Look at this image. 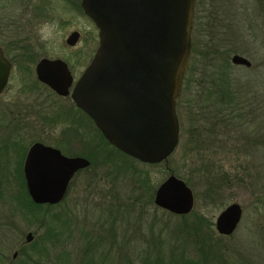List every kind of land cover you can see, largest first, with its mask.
Listing matches in <instances>:
<instances>
[{
  "label": "rangeland",
  "instance_id": "374dc122",
  "mask_svg": "<svg viewBox=\"0 0 264 264\" xmlns=\"http://www.w3.org/2000/svg\"><path fill=\"white\" fill-rule=\"evenodd\" d=\"M198 1L202 4L195 6V13L201 16V28L204 29L205 35L203 38L208 41L211 50L216 52V57H226L229 61L232 53H238L250 61L249 68L231 64L230 61L228 63L240 93L245 94L247 100L250 99L249 96L258 99L262 106L260 116L263 115L264 0ZM25 2V0H0V36L20 39L29 36L38 57L39 55L62 57L66 62L65 58L72 62L74 52L82 45H87V39L83 38L80 43L71 47L67 46L64 39L72 30H77L84 37H87L89 33L92 34L97 43L95 26L67 1L33 0L35 6L47 9L49 18L51 13L53 19L46 21V18H42L31 26L25 21L26 18L22 13ZM235 11L248 14L249 17L241 19L233 15ZM252 16L255 27L249 28L248 22L252 21ZM207 68L205 67L202 71L205 73V79H203L206 83L213 77L211 69L207 70ZM20 73L19 70L12 69L9 83L0 94V137H10L25 149L32 140L41 139L53 143L61 135H68L71 138L73 132L67 129L68 122L63 121L64 119L58 114L64 103L28 102L32 96L25 93L23 86L26 84V77ZM192 93L193 91L190 95ZM181 97H184V93ZM179 114L178 117L182 120L181 127L187 128L194 125L195 122L188 123L185 110L180 111ZM257 114L258 112L256 116H259ZM260 116L247 123L248 129H251L252 123L254 124L256 135L258 122L262 118ZM249 118L246 117V119ZM201 136L200 147L191 151L188 149L191 144H187L185 133L182 138L180 135L177 146L167 162L146 167L149 176L148 184L155 189L157 184L170 174L167 166L169 165L193 193L192 215L202 216L211 223L210 234L213 235L211 241L215 246L213 253L223 254L222 251L231 253L229 255L232 261L244 258L254 264H264V225L259 230L252 229V224L261 223V215L263 216L264 146L262 144L259 146L257 143L248 147L247 143L243 145L240 140L238 142L231 138L222 140L219 135L206 137L202 131ZM245 137L247 139V136ZM94 140L92 154H74L92 155L91 166L80 169L74 174L67 186L63 201L50 210L59 213L62 219L64 217L65 221L62 223L64 225L60 228L61 234L58 235V240L63 242L65 250L73 255L74 249L82 243L84 233L95 230L97 222L103 220L104 209L113 199L119 198L129 202L132 201L129 199L131 194H136L131 192L134 188L131 186V181H127L126 176L119 174L115 166L100 160L107 147L101 143L98 133H95ZM71 149L72 147L60 148L64 154L69 151H78ZM13 160L14 157L11 165L14 164ZM116 161L120 162V158L118 157ZM209 179L212 182L216 181V184L210 183ZM209 184L219 191L218 197L223 198L224 204L221 205L219 203L221 199L218 201V198L211 201ZM230 202H236L241 207V219L230 237L220 240L214 230V219L220 209ZM162 211L158 208L155 210L152 204L142 207L131 204L128 207L127 216L122 217V220L117 221L116 224V238L120 243L118 251L121 256H129L133 262L137 263L138 260L133 258L132 251L144 248L148 241L156 240V245L160 246L165 253L174 244L194 241L191 234L187 236L185 231H175L174 224L178 222L177 216H167L162 214ZM11 215L9 204L5 201L0 202V264L9 262L21 264L18 259L11 258L12 252H16V249L24 243L26 233L33 234L35 238L37 234L43 232L42 227L36 229L35 223H28L18 216ZM190 219L191 217H188L186 220L190 221ZM203 230H205L204 226L197 234L201 235ZM98 231L100 234L103 232L101 229ZM217 244L225 245L230 250H221ZM60 250H62L60 246L50 248L44 259L47 262H57L55 255ZM118 254L114 255L115 260ZM211 258L212 262L215 261L213 256Z\"/></svg>",
  "mask_w": 264,
  "mask_h": 264
},
{
  "label": "water",
  "instance_id": "95a60500",
  "mask_svg": "<svg viewBox=\"0 0 264 264\" xmlns=\"http://www.w3.org/2000/svg\"><path fill=\"white\" fill-rule=\"evenodd\" d=\"M80 6L97 29V46L74 83L71 99L117 150L144 164L165 162L179 140L175 105L189 59L194 0H80ZM76 39L72 31L65 42L73 45ZM230 62L249 65L237 54ZM9 69L0 52V92ZM34 71L39 81L67 93L71 77L64 61L42 58ZM88 165L82 156H65L32 143L22 163L30 200L58 203L74 174ZM152 202L171 214L185 215L192 209L193 193L170 173L155 187ZM241 214L238 203L226 204L214 219L215 232L232 234ZM31 239L26 233L24 242ZM15 255L12 252L11 258Z\"/></svg>",
  "mask_w": 264,
  "mask_h": 264
},
{
  "label": "trees",
  "instance_id": "16d2710c",
  "mask_svg": "<svg viewBox=\"0 0 264 264\" xmlns=\"http://www.w3.org/2000/svg\"><path fill=\"white\" fill-rule=\"evenodd\" d=\"M197 4H199V1ZM204 36L201 22L199 19L194 18L190 33L189 59L175 106L177 116H180V111L184 112L185 110L188 123L190 121L195 122L194 125L183 128L180 125L182 120L178 117L179 136L181 135L182 138L185 133L187 144H191L188 148L191 151L197 150L201 143L199 140L202 137L201 131L203 128L200 123L201 116L199 118L198 116L202 115V102H247L245 94L242 95L240 93L239 87L232 77V72H230L231 62L228 63L229 61L226 57H216V52L211 50L210 44L203 38ZM205 67H208L207 70L211 69V75L213 76L207 83L204 80L205 73H202ZM191 91H193L192 95H190ZM182 93H184V97H181ZM97 133L101 143L107 147L100 160L115 166L119 170V174L126 176L127 181H131V186L134 188L131 192H136V194H131L129 199L132 201L129 202L138 204L139 207L152 204L156 210L158 207L152 202L154 188L148 184L149 176L146 171L147 166L155 164H144L123 154L110 145L98 130ZM24 151V146L19 145L17 141L10 137H0V202L5 201L9 204L11 216H18L28 223H35L36 229L43 228L41 234H37L35 238L32 234V239L29 242H24L16 249V255L13 260L18 259L21 264H213V262L215 264H229V261H232L230 259L231 255H229L231 253L227 254L222 251L221 253L223 254L213 253V247L215 246H213L211 241L213 236L210 234L211 223L202 216H193L192 210L185 215H175L178 217V222L174 224V229L177 232L185 231L184 233L187 236L191 234L194 237V241L174 244L169 247L166 253L160 246L156 245V240L148 241L144 248L132 251L133 258L138 260L137 263L133 262L129 256H121L118 251L120 249L118 244L120 243H118L116 238V224L118 223L117 221L122 220V217L127 216L126 212H128V207L131 204L127 200L119 198L113 199L109 205L106 202L107 206L104 209L105 212L103 211L105 214L103 220L97 222L95 230L84 233L82 243L74 249L73 255V253L65 250L64 243L58 240V235L61 234L60 228L64 225L62 224L65 221L64 217L62 219L59 213L50 211L51 208L63 201L65 195L56 204H35L30 200L21 169V159ZM170 155L165 162H167ZM13 157L14 160L12 162L14 164L11 165ZM83 157L89 161V165L86 167L88 168L91 166L93 156L84 155ZM118 157L120 162L116 161ZM167 166L169 173H176L169 165ZM175 175L179 176L177 173ZM210 181V183L214 182L216 184V181ZM209 185L211 186L209 188L211 201L218 198V201L221 199L219 203L221 205L224 204L223 198L218 197L219 191L214 189L211 184ZM161 213L167 216L174 215L169 212L163 213V211ZM188 217H191L190 221L186 220ZM261 218V223L252 224V229L259 230L262 228L264 216L261 215ZM202 226H204L205 230L199 235L197 232L200 231ZM98 229L103 232L100 234ZM230 235H218L217 238L220 240L228 239ZM55 246H60L62 249L55 255L58 263L56 261L47 262L44 257H47L49 249ZM217 246L221 250H230L225 245L217 244ZM216 249L219 250L217 247ZM116 254H118V258L115 260L114 255ZM233 255L235 256L234 252ZM212 256L215 258L213 262ZM7 264H10V262ZM230 264L254 263L240 258Z\"/></svg>",
  "mask_w": 264,
  "mask_h": 264
},
{
  "label": "flooded vegetation",
  "instance_id": "af4514ba",
  "mask_svg": "<svg viewBox=\"0 0 264 264\" xmlns=\"http://www.w3.org/2000/svg\"><path fill=\"white\" fill-rule=\"evenodd\" d=\"M25 1H26L25 9L22 11V13H24L23 15L26 18L25 21L29 23V26L34 25L36 22L41 21L42 18H46L47 19L46 21L53 19L52 17L53 15H51V13H49L50 15L49 18L47 9L43 7L35 6L33 0H25ZM65 1H67L68 4L77 8L83 14V16L87 17L84 14L83 10L81 9L80 0L77 1L65 0ZM197 2L198 0H194L192 23L194 18L199 19V21L201 22V16H197L195 13V6L197 5ZM199 4L201 5L202 2L199 1ZM233 15L235 16L237 15L241 19H246V16L249 17L248 14H241L240 12H236V11L233 12ZM253 18L254 17L252 16V21L250 20L248 22L249 28H251L250 26H252L253 28L255 27ZM94 29L96 30V34H97V29L95 27ZM72 31L77 32V39L73 45H68L65 42L66 39L65 38L64 43L67 46L69 47L74 46L80 43V41L83 38L87 39L86 41L87 45L86 46L82 45L74 52L72 62H70L67 58H65L67 60L66 62L64 59H62V57H48L47 55H41V56L39 55L38 57L29 36H24V38L21 39L11 36H5V37L0 36V52L1 55L9 63V67H10L6 84L2 89V91L0 92V94L5 90V88L9 83L12 69L14 68L15 70H19V72L23 73L24 76L26 77L25 79L26 84L23 86V89L25 90V93H27L29 96H32L31 100H29L28 102H63L64 105L61 106L58 114H60L62 119H64L63 121L68 122L69 127L67 129L73 132L71 138L68 135L67 136L61 135L58 138H56V141L53 143L45 142L41 139L32 140L29 143V145L26 147L24 155L28 147L34 142H39L45 146L53 147L59 150V152L65 156H80L74 154H90L94 148L93 143L95 142L94 139H95V133H97L96 130L97 128L93 124L90 117L74 104L73 100L70 97V93L72 91L74 83L76 82V80L78 79V77L80 76V74L87 66L90 59L92 58L97 43L95 37L90 33L88 34V36L86 35L87 37H84L77 30H72ZM233 54L242 56L238 53H232L231 56ZM230 57H229V61H230ZM42 58L61 59L62 61L65 62L67 70L71 77V82L67 87L66 94L62 95L57 93L48 85L39 81L36 78L34 71L35 65ZM239 66L249 68L250 61L248 66H244V65H239ZM39 98L41 99L39 100ZM261 107H262L261 102H258V99L256 98H250L249 100H247V102H202V106H201L202 115L200 117L201 126L203 128L202 132L203 134H206V137L208 135L209 136L219 135V137L222 140L223 139L227 140L228 138L234 139L237 142L240 140V142L243 145L247 143L248 147H251L252 145H255L257 143L259 146H261V144L264 146V114L261 115L262 116L261 118L260 116ZM256 112H258L261 118L260 121L258 122L259 123L258 129H256L258 132L257 135H256L255 127H253L254 124L252 123L251 129H248V125H247V123L250 120H255L256 117H259L256 116ZM176 115H177V111H176ZM246 117H250V118L246 119ZM178 128H179V123H178ZM245 136H247V139ZM248 139L249 140L252 139V141H249ZM70 147H72L71 150H78V151L76 152L69 151L68 153L64 154L60 150V148L69 149ZM24 155L21 162V169H22Z\"/></svg>",
  "mask_w": 264,
  "mask_h": 264
}]
</instances>
